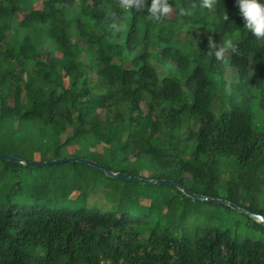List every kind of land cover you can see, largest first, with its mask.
<instances>
[{
  "label": "trees",
  "instance_id": "16d2710c",
  "mask_svg": "<svg viewBox=\"0 0 264 264\" xmlns=\"http://www.w3.org/2000/svg\"><path fill=\"white\" fill-rule=\"evenodd\" d=\"M41 1L0 0V135L10 123L55 145L61 135L55 151L96 142L108 163L126 165L98 160L111 172L173 181L264 218V0ZM136 161L159 173L134 174ZM114 190L120 212L6 196L0 264H264V241H238L239 225L183 233L194 202L173 186ZM246 227L264 234L254 219Z\"/></svg>",
  "mask_w": 264,
  "mask_h": 264
},
{
  "label": "rangeland",
  "instance_id": "374dc122",
  "mask_svg": "<svg viewBox=\"0 0 264 264\" xmlns=\"http://www.w3.org/2000/svg\"><path fill=\"white\" fill-rule=\"evenodd\" d=\"M34 1H36V3L33 5L34 9H41L43 6L42 1ZM87 4H89L90 7H93L92 3ZM167 13L169 19H171L172 10L168 9ZM20 17V19H22L24 17V14H20ZM54 31V35L59 36L58 32L56 30ZM0 47L1 51H3V44H1ZM225 49V55L228 56V43L225 44ZM59 55L60 53L57 52L52 53V56L58 57ZM151 61L153 64L157 63L154 56H152ZM158 69L160 73L166 72V69H163L162 67H158ZM172 73H175L176 75L177 72L172 71ZM30 75V72L24 75V77L26 76L25 79L28 83H30ZM179 76L184 77L183 74ZM231 76L232 75L228 73V71L227 73H225L226 79H230ZM58 78L60 79L61 83L66 85L63 73H60ZM184 89L186 88L184 87ZM143 108L145 107L143 106ZM247 110H250L252 116H254V118L252 117L254 120H258V108L252 106L251 109L248 108ZM163 111L165 112V110ZM254 123L255 125L253 126L258 129V122L254 121ZM7 128L8 129L3 131L0 135V137L3 136V139L0 142V153L3 152L4 154H8L13 157H19L23 160L33 163H41L65 158L87 159L96 163L98 162V160H100L105 164H108L114 170L127 171L126 165L124 163H108L107 157L103 152L104 150L99 149V146H96L97 149H94L93 151L92 145H99L96 142H85L83 141V139H77L71 142L68 146L65 145L59 147L55 151V148L61 142V135H59L58 144L56 143L55 145L54 142H47L44 139L45 137H41L40 134L37 135L36 138H28V135L16 132L15 125H10V123L7 124ZM137 164L138 161H136L134 169L131 170L134 174H143V176L152 178L153 174L159 173L157 169L155 171H153L151 168L149 169V163L147 161H142L141 163H139V166H137ZM21 166L23 167H17L18 171L16 174L13 173L12 167L7 170L0 171V201H3L6 196L10 195L12 201H16L19 203H30L32 201L39 200V202L41 203L56 208L69 206V208L73 209H96L101 213H110L117 211L120 212V210L118 209L122 208L125 199L119 191H115L114 189H118L121 191L124 189L126 191L136 190L140 193H143L146 186H148L140 182L129 180H115L109 178L105 175V173H102V171H97L95 170L96 168L91 169L93 167L78 162L60 163L55 166L43 168H30L24 165ZM220 169L227 170V165H220ZM60 178L62 179L59 181ZM57 185H63L64 191L57 193L56 196H53L51 195V193H53L57 189ZM162 189L166 190L167 188ZM60 190H62V188H60ZM191 200L194 202L193 208L189 210V215L186 222V230L183 233L191 234L195 227L207 226L212 224L219 226H228V228H233L235 227V225H239V233L237 234L239 238L238 241L246 236H251L255 239L264 241L263 233L259 231L253 232L249 227H246V224H251L253 220L248 219V216L246 214L240 213L232 208L228 209L223 205H217L193 199ZM139 210L145 211V209H138V207L135 205L131 207L132 214H137ZM180 232L178 234H182Z\"/></svg>",
  "mask_w": 264,
  "mask_h": 264
},
{
  "label": "water",
  "instance_id": "95a60500",
  "mask_svg": "<svg viewBox=\"0 0 264 264\" xmlns=\"http://www.w3.org/2000/svg\"><path fill=\"white\" fill-rule=\"evenodd\" d=\"M0 159L2 161L5 162H11V163H16V164H21L30 168H38V167H50V166H55L58 165L60 163H73V162H78L84 165H88L91 166L93 168H96L100 171H102L103 173H105V175L109 178L115 179V180H129V181H134V182H140L142 184H146V185H168V186H173L175 188H177L178 190H180L185 196L193 199V200H199V201H203V202H208V203H212V204H219V205H224V206H228L234 210H237L240 213L246 214L248 217L256 220L261 226L264 227V218L260 215L257 214H252L246 210L240 209L238 208L236 205H234L231 202L225 201L223 199H217V198H208L202 195H197L194 194L190 191H188L186 188L176 184L173 181H167V180H160V179H155V180H145V179H141L135 176H131L128 174H124V173H114L111 172L106 166L98 164L94 161H90L87 159H79V158H65V159H58V160H53V161H47V162H41V163H33V162H29L26 160H23L22 158L19 157H13L11 155L8 154H4V153H0Z\"/></svg>",
  "mask_w": 264,
  "mask_h": 264
}]
</instances>
